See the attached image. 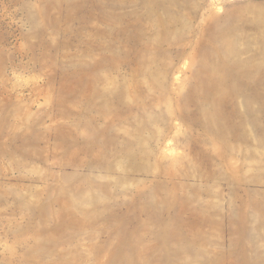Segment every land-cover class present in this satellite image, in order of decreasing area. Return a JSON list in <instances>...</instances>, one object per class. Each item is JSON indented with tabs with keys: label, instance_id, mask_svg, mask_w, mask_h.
I'll return each mask as SVG.
<instances>
[{
	"label": "rangeland",
	"instance_id": "rangeland-1",
	"mask_svg": "<svg viewBox=\"0 0 264 264\" xmlns=\"http://www.w3.org/2000/svg\"><path fill=\"white\" fill-rule=\"evenodd\" d=\"M0 264H264V0H0Z\"/></svg>",
	"mask_w": 264,
	"mask_h": 264
}]
</instances>
